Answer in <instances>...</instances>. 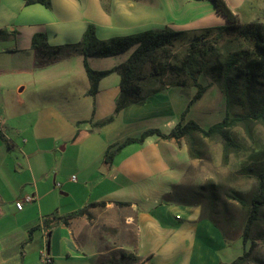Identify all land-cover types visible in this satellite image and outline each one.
I'll use <instances>...</instances> for the list:
<instances>
[{"label": "crops", "instance_id": "0c3cea01", "mask_svg": "<svg viewBox=\"0 0 264 264\" xmlns=\"http://www.w3.org/2000/svg\"><path fill=\"white\" fill-rule=\"evenodd\" d=\"M207 1L50 0L48 8L39 2L0 0V30H4L0 55L13 59L11 63L0 58V264H46L43 252L52 264L227 262L223 254L232 243L210 219L201 216V206L169 194L193 163L184 137L150 135L141 143L125 144L106 159V153L128 137H138L150 128L170 131L192 98L183 97L181 88L191 85L165 86L114 114L120 80L117 71L101 78L96 93L89 94L78 51L71 49L67 57L37 66L31 47L32 36L38 32L45 33L52 46L75 44L88 24L94 26L99 39L147 29L226 24L213 1ZM132 50L91 56L87 61L93 69H108L125 61ZM6 75L21 78L14 85L6 83ZM215 84L210 77L205 79L201 84L205 90L190 104L184 120L199 124L193 107ZM27 87L30 95L23 98ZM217 88L222 95L219 99L225 101ZM65 152L71 158L67 167L75 187L63 194L84 190L81 208L86 212L64 222L67 214L78 209L65 211L46 223L40 217V198L46 193L40 192V180L55 177ZM44 160L50 166L41 170ZM72 172L82 182L78 177L72 179ZM113 173L121 180L114 181ZM25 194L34 199L17 209L15 201ZM104 212H108L105 223L113 228L133 224L134 240L105 246L104 240L115 238L120 231L98 229L96 223Z\"/></svg>", "mask_w": 264, "mask_h": 264}, {"label": "trees", "instance_id": "16d2710c", "mask_svg": "<svg viewBox=\"0 0 264 264\" xmlns=\"http://www.w3.org/2000/svg\"><path fill=\"white\" fill-rule=\"evenodd\" d=\"M25 3L39 2L50 7V0H24ZM215 10L222 14L227 23L201 29L174 30L165 27L160 30L147 29L128 35L112 36L99 39L95 28L88 24L80 40L75 44L52 46L47 43L46 34L35 33L31 39V47L35 51L37 66L67 57L70 50L82 55L83 67L89 82L87 92L95 94L101 78L117 71L120 75L119 94L116 99L114 114L133 103H141L150 93L168 85L182 87L191 85L196 91L183 110L180 120L168 132L158 128L143 131L138 137H128L115 150L106 153V159L122 146L131 142L141 143L150 136L163 139H179L188 137V149L191 157H199L193 152V133L202 137L218 135L222 140L223 158H227L230 150L237 151V143L229 130L241 126L246 135L252 139L253 127L256 123L264 127V19L245 23L240 21L225 0H212ZM107 9V5H105ZM4 30H0V33ZM215 34V38H210ZM227 37L225 46L220 49V39ZM177 43H184L185 50L181 56L174 50ZM133 47L128 58L108 69L96 70L89 66L87 58L91 56L106 57L119 54ZM206 74L218 85L225 95V114L220 121L208 128L199 125L195 120H184L190 104L201 97L205 86L197 82L199 74ZM165 76V79L163 78ZM159 79L160 86L146 89L148 82ZM237 106L238 111H233ZM111 115L107 120L111 119ZM102 123V122H101ZM243 170L248 176L256 178V191L249 200L235 195L236 199L247 209V216L241 236L242 252L229 262L219 264H247L252 250L253 240L249 239V231L260 220L264 208V158L247 165ZM86 212L82 207L67 214V217L81 215ZM203 218L210 219L226 238L224 230L213 218L201 210ZM47 223V220L45 221ZM30 240V235L26 241ZM250 240V242H248Z\"/></svg>", "mask_w": 264, "mask_h": 264}, {"label": "rangeland", "instance_id": "374dc122", "mask_svg": "<svg viewBox=\"0 0 264 264\" xmlns=\"http://www.w3.org/2000/svg\"><path fill=\"white\" fill-rule=\"evenodd\" d=\"M204 1L208 2L207 0ZM227 2L230 8L239 14L242 23L264 19V0H227ZM200 8H204V3L200 2ZM215 37V34H212L210 38L213 40ZM227 41V37L217 41L220 49L225 46ZM184 48V43H177L174 50L178 51V55L181 56L185 50ZM0 58L13 63V59L8 58L5 54L0 55ZM198 77H200L201 84L205 82L206 78H209L204 73ZM3 78L6 83H14L15 85L20 81L21 77L6 75ZM163 78L165 79V76ZM147 84L146 89H152L160 86V81L159 79L151 80ZM217 87L218 85L203 94V98L195 103L192 110L193 117L202 127L205 126L204 128L220 121L225 113V101L219 99V96L221 97L222 95ZM181 91L183 97L190 98L195 93L196 88L191 86L189 88H181ZM29 95L30 89L27 87L22 96L26 98ZM231 109L238 111L237 106H232ZM185 116L184 118H186ZM229 132L240 146L237 151L230 150L226 159L223 158L222 140L218 135L202 137L199 133H193V152H197L199 157H193V163L186 170L183 180L175 185L174 190L169 193L177 199L199 204L201 210L213 218L224 230L226 240L232 243L223 254V259L227 262L236 258L242 251L241 236L248 213L245 205L239 203L235 195L243 197L247 201L256 191V178L248 176L243 170H245L244 168L247 165L264 158L263 125L259 123L254 125L252 139L246 135L239 125L232 127ZM184 138L188 141L187 136H184ZM63 156V159H60L62 166L60 165V169H56L59 171L55 177L50 175L46 179L40 180V192H46L40 198L42 205L40 217H43L44 221L48 218L54 221L58 215L64 214L65 211L80 209L82 205L84 190H73L69 195L63 194V192L65 193L75 187L71 184L75 183L70 180L71 174H68L70 170L67 167V162L71 158L68 157V152H65ZM49 166L44 160L42 161L41 170L47 169ZM72 173H74L73 175L76 178L78 177L77 181L82 182L75 172ZM121 178L113 173L114 181H119ZM87 186L89 188L90 184ZM101 187H104V185H101ZM32 205H34L35 209L36 203L34 202ZM107 215L108 212L100 215L96 223L98 229L105 232L116 230L120 232L117 233L119 235H116L115 238L105 239V246L112 244L119 246L127 241L132 242L134 240L131 237L134 230L133 224L124 223L120 228H113L105 223ZM249 239L253 240L255 246L247 264H264V208L260 214V220L249 231ZM119 251L122 252L121 249Z\"/></svg>", "mask_w": 264, "mask_h": 264}, {"label": "built area", "instance_id": "2783aa9c", "mask_svg": "<svg viewBox=\"0 0 264 264\" xmlns=\"http://www.w3.org/2000/svg\"><path fill=\"white\" fill-rule=\"evenodd\" d=\"M72 179H75V176H72ZM34 199L32 194H25L23 198H20L15 201V206L17 209H22L25 202H31ZM41 258L46 264H52V260L46 252H43Z\"/></svg>", "mask_w": 264, "mask_h": 264}]
</instances>
